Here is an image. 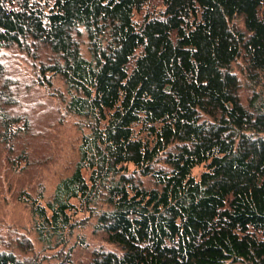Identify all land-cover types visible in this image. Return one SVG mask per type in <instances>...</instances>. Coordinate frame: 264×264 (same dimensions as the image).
<instances>
[{"label": "trees", "instance_id": "16d2710c", "mask_svg": "<svg viewBox=\"0 0 264 264\" xmlns=\"http://www.w3.org/2000/svg\"><path fill=\"white\" fill-rule=\"evenodd\" d=\"M12 47L49 50L41 83L60 76L89 129L71 175L31 201L40 241L67 244L104 200L117 249L89 264H264V97L245 105L232 69L264 80V0H0V74ZM9 117L18 138L28 121ZM0 264L27 263L0 248Z\"/></svg>", "mask_w": 264, "mask_h": 264}, {"label": "rangeland", "instance_id": "374dc122", "mask_svg": "<svg viewBox=\"0 0 264 264\" xmlns=\"http://www.w3.org/2000/svg\"><path fill=\"white\" fill-rule=\"evenodd\" d=\"M237 20L244 27L242 19ZM84 36L82 52L89 57ZM35 51L12 47L2 55L6 69L0 74V248L14 252L27 264H89L98 249H117L98 229L100 211L109 207L104 200L76 214L78 224L65 245L49 247L40 241L35 228L32 199L43 197L46 204L58 182L71 175L79 160L82 135L89 131L85 118L67 110L69 96L62 78L53 76L51 88L41 83L37 68L50 52L44 47ZM244 66L240 57L232 69L241 80L242 101L248 106L256 93L264 97V80L253 82ZM20 115L28 126L25 130L22 124L15 126L23 130L19 137L6 139L5 118ZM203 169L198 166L193 174L199 176ZM138 177L147 187L156 186L151 176Z\"/></svg>", "mask_w": 264, "mask_h": 264}]
</instances>
